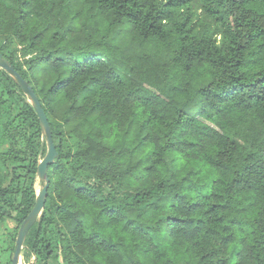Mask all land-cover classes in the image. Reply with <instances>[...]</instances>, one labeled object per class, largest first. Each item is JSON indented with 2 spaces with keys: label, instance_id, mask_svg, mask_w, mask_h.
<instances>
[{
  "label": "trees",
  "instance_id": "1",
  "mask_svg": "<svg viewBox=\"0 0 264 264\" xmlns=\"http://www.w3.org/2000/svg\"><path fill=\"white\" fill-rule=\"evenodd\" d=\"M0 54L57 153L27 261L264 264V0H0ZM45 153L0 69L10 254Z\"/></svg>",
  "mask_w": 264,
  "mask_h": 264
},
{
  "label": "water",
  "instance_id": "2",
  "mask_svg": "<svg viewBox=\"0 0 264 264\" xmlns=\"http://www.w3.org/2000/svg\"><path fill=\"white\" fill-rule=\"evenodd\" d=\"M0 69L6 72L18 86L21 92L27 97L28 102L34 109L42 135L46 140V153L45 156L39 161L36 168L37 181L41 184V188L36 194V200L33 208L23 220L20 225L15 240V248L11 258V264H19L21 251L24 247V241L29 229L33 226L36 220L41 215L46 202L47 190L49 187V179L47 176L48 166L53 164L57 153L52 142L50 126L47 121L46 115L41 108L40 102L33 92L31 86L15 71L13 66L0 54Z\"/></svg>",
  "mask_w": 264,
  "mask_h": 264
},
{
  "label": "rangeland",
  "instance_id": "3",
  "mask_svg": "<svg viewBox=\"0 0 264 264\" xmlns=\"http://www.w3.org/2000/svg\"><path fill=\"white\" fill-rule=\"evenodd\" d=\"M41 188V184L37 181L35 183V192L36 194ZM16 228V224L12 221H5L0 226V263H6L9 259L12 258L13 253H8L5 251L7 245L5 243L7 236ZM25 247H23L21 251V256L19 260V264H32L34 258L32 257L29 261H27L24 257Z\"/></svg>",
  "mask_w": 264,
  "mask_h": 264
}]
</instances>
